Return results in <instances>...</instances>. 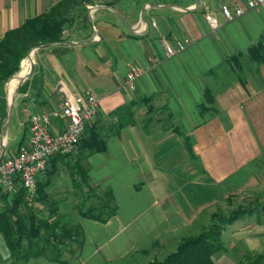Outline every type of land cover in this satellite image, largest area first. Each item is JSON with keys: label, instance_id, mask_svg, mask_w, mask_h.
I'll list each match as a JSON object with an SVG mask.
<instances>
[{"label": "crops", "instance_id": "crops-1", "mask_svg": "<svg viewBox=\"0 0 264 264\" xmlns=\"http://www.w3.org/2000/svg\"><path fill=\"white\" fill-rule=\"evenodd\" d=\"M59 1L0 0V39ZM97 3L88 11L90 26L76 22L65 30L63 40L37 47L34 71L24 81L23 92L18 88L15 94L17 75L9 81L8 95L10 89L15 94L12 116L18 119L14 123L11 117L6 133L0 120V158L15 155L28 143V126L23 124L27 116L64 100L60 83L72 93L92 88L101 99L93 122L105 135L107 148L89 155L85 166L99 191H113L118 210L107 221L78 215L83 245L69 262L40 256L25 264H139L140 254L151 255L157 245L164 247L170 240L177 245L199 232L206 213L222 202H256L264 195V62L247 52L264 41V8L227 20L221 5H245V0ZM207 10L216 11V30L205 18ZM96 31L99 39L94 38ZM178 39L188 46L168 57L165 41L176 46ZM240 51L242 66L235 69L228 59ZM33 55L28 57L29 70ZM132 65L144 70L134 90L125 84ZM132 101L138 102L136 123L117 130L112 112ZM150 104L154 109L148 114ZM65 124L64 116L54 119L52 132ZM178 129L191 137V150ZM54 157L39 178H49L48 194H54L61 213L77 212L72 168ZM7 194L11 198L6 190L0 192V210L10 199ZM261 199L226 225L223 241L231 256H218L220 264L254 261L264 253V196ZM9 255L0 233V261L10 264Z\"/></svg>", "mask_w": 264, "mask_h": 264}, {"label": "trees", "instance_id": "trees-1", "mask_svg": "<svg viewBox=\"0 0 264 264\" xmlns=\"http://www.w3.org/2000/svg\"><path fill=\"white\" fill-rule=\"evenodd\" d=\"M92 1L61 0L50 10L27 19L18 27L7 30L0 39V120L2 123L8 116L5 83L20 71L23 59L28 56L32 48L63 40L65 30L73 26L76 20H81L85 25L88 20L86 5ZM79 8L84 12L76 16L75 12ZM247 52L251 59L259 63L264 62V41L260 40L252 45ZM243 54L244 51H240L229 57L228 60L235 69L242 66L240 57ZM26 82L19 87V92L27 88ZM137 104L138 102L132 101L130 104L119 106L112 112L116 118L113 119V124L117 130L136 123ZM153 109L152 104L148 105V114ZM169 116H171L170 113ZM154 118V115L148 116V119L144 121H151ZM178 133L182 134L186 147L191 150V137L181 129H178ZM105 138L100 128L92 121L87 124L73 152L54 155V159L61 157L72 168V176L77 185L76 213L100 221H107L114 216L118 205L111 189L99 191L100 185L90 181L85 160L89 155L107 148ZM47 168L42 173L46 174ZM49 184V178L44 180L40 177L32 199L27 197V190L24 187H20L11 198L8 194L6 196L10 199L0 210V233L4 236L10 250V264H25L30 259L40 256L69 262L82 248L84 233L81 225L79 223L71 225L67 221H62V213L54 201L52 203L54 205L49 208V214L44 213L45 209L40 206L44 200L49 199L47 190ZM35 204L38 206L37 211L33 208ZM253 208H255L253 205H249L233 209L228 214L221 211L215 212L209 225L199 232L186 236L176 250L163 259H154L145 264H216L215 253L226 248L222 239L226 225L233 223ZM254 264H264V253L254 260Z\"/></svg>", "mask_w": 264, "mask_h": 264}, {"label": "built area", "instance_id": "built-area-1", "mask_svg": "<svg viewBox=\"0 0 264 264\" xmlns=\"http://www.w3.org/2000/svg\"><path fill=\"white\" fill-rule=\"evenodd\" d=\"M258 7L264 8V0H245V5L224 3L220 11L225 19L232 20ZM205 18L212 30L220 26L216 11H205ZM93 29L96 30L95 25ZM94 38L99 39L97 31ZM187 46V41L182 39L176 40V46L165 41L168 57L183 51ZM143 73L144 70L140 66L130 67L125 79V84L130 90L136 88ZM60 88L65 93V98L58 107L32 112L24 119L23 124H26L29 130L28 143L21 146L15 155L0 158V192L6 190L15 195L20 187H24L27 197L32 199L38 187L39 175L47 167L48 160L57 154L73 152L87 124L96 118L101 99L92 88H87L81 93L68 91L63 83ZM61 116L66 118L64 128L52 132L53 120Z\"/></svg>", "mask_w": 264, "mask_h": 264}, {"label": "rangeland", "instance_id": "rangeland-1", "mask_svg": "<svg viewBox=\"0 0 264 264\" xmlns=\"http://www.w3.org/2000/svg\"><path fill=\"white\" fill-rule=\"evenodd\" d=\"M99 0H93L92 1V3H90V4H87L86 5V9H87V12L89 11V9L91 8V9H94V7L96 6V5H98V2ZM82 8V7H81ZM81 8H79V9H77L76 10V12H75V14H76V16H78L79 15V13H81V14H83V12L84 11H81ZM89 13V12H88ZM87 22L85 23V25L84 24H82L83 25V27L85 26V27H88V26H90L91 24H90V21L92 22V20L93 19H91V17L89 16V14H88V17H87ZM76 22H81V20H76ZM36 51V49H34L33 50V48L31 49V51H30V53L32 54L33 52H34V55H33V62H32V65L34 64V61H35V52ZM31 54L29 55V56H31ZM29 56H27V57H29ZM26 57V58H27ZM25 59V58H24ZM23 59V60H24ZM28 63H29V61H28ZM32 72V71H31ZM30 73V72H29ZM30 74H32V73H30ZM29 74V75H30ZM16 75H18V73H16V74H14L6 83H5V92H6V94H7V96H8V83H9V81L14 77V76H16ZM28 75V76H29ZM61 84V83H60ZM16 94V93H15ZM14 94V95H15ZM100 108V107H99ZM18 118H17V116L16 115H13L12 116V122L14 121V123L16 122V120H17ZM6 121H7V119L2 123V124H5L6 123ZM17 123H18V121H17ZM54 194H52V197H50V195H49V199L48 200H44L42 203L43 204H40V206H43V208L45 209V211H44V213H48L49 214V208L51 207V206H53L54 204H52L53 203V201H54ZM56 196V195H55ZM263 196L264 195H260V196H258L257 197V199H256V202L254 201V200H252L251 198H243V199H240V198H233V199H229V201H224V202H222V204H219L218 206H215L213 209H212V211H211V213H206V216H204L203 217V226L202 227H198L197 229H198V231H201L202 230V228L203 227H205L204 225H209L210 223H211V219H213V216H214V213L215 212H218V211H221V212H223V213H225V214H228L231 210H233V209H236V208H238V207H241V206H249V205H254V202L255 203H261L262 201V199L261 198H263ZM57 198V197H56ZM58 199V198H57ZM55 202V201H54ZM34 203H36L35 202V200H34ZM37 204V203H36ZM36 204H35V206H33V208H34V210L35 211H37V207L38 206H36ZM56 205V204H55ZM210 214H212V217H211V215ZM61 219H62V221H67L69 224H71V225H73V224H78V214L76 213V212H71V213H67V214H65V213H62V216H61ZM224 238V236H222V239ZM70 243V242H69ZM181 243V242H180ZM179 243V244H180ZM179 244L177 243V245L179 246ZM177 245H176V243H174V242H172L171 240L168 242L167 241V243H165L164 244V247H161L162 245L160 244V245H157V248L155 249V251L150 255H142V254H140L139 256H138V259L140 260L139 261V264L140 263H147L148 261H151V260H154V259H160V257H163L165 254H167L168 252H172V250H173V248L175 249L176 247H177ZM226 250H221V251H218L217 253H215V255H214V259H215V261H216V264H220V262L219 261H217V257L218 256H221V255H224L225 257L226 256H231L228 252H225ZM154 258V259H153ZM8 262H9V260H7ZM132 262V261H131ZM131 262H129V264H138V263H131ZM0 264H4L3 262H1L0 261ZM242 264H254V261H252V260H248V261H243L242 262Z\"/></svg>", "mask_w": 264, "mask_h": 264}, {"label": "water", "instance_id": "water-1", "mask_svg": "<svg viewBox=\"0 0 264 264\" xmlns=\"http://www.w3.org/2000/svg\"><path fill=\"white\" fill-rule=\"evenodd\" d=\"M142 18H143V16H142ZM126 25H127V27H128L131 31H134L133 28H132L130 25H128V24H126ZM48 44H50V43H48ZM37 47H38V46L34 47L33 50H34V49H37ZM30 54H31V53L29 52L28 56H29ZM32 68H33V65H32V67H31L30 73H31V71H32ZM30 73H29V74H30ZM29 74H28V75H29ZM28 75H27L26 77L20 79L19 84H18V86H17V88H16L15 93H17L18 88H19V87L24 83V81L28 78ZM14 77H15V76H14ZM7 97H8V106H9V109H8L7 121H6V123L4 124V131H5V133L7 132V129H8V127H9V123H10V120H11V117H12V111H13V107H14V98H15V95H13L11 98L9 97V95H8Z\"/></svg>", "mask_w": 264, "mask_h": 264}, {"label": "bare ground", "instance_id": "bare-ground-1", "mask_svg": "<svg viewBox=\"0 0 264 264\" xmlns=\"http://www.w3.org/2000/svg\"><path fill=\"white\" fill-rule=\"evenodd\" d=\"M28 61H29V58L27 57L21 63V69L18 72V75H17L18 78L16 79V84L17 85L19 84L20 79L26 77L29 74V72H30ZM12 95H13V90L10 89L9 90V97L11 98Z\"/></svg>", "mask_w": 264, "mask_h": 264}]
</instances>
